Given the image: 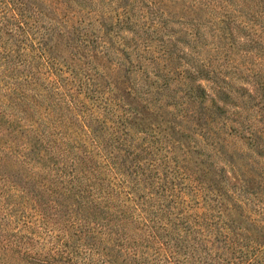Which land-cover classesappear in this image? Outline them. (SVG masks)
<instances>
[{
    "label": "trees",
    "instance_id": "obj_1",
    "mask_svg": "<svg viewBox=\"0 0 264 264\" xmlns=\"http://www.w3.org/2000/svg\"><path fill=\"white\" fill-rule=\"evenodd\" d=\"M107 1L110 4L113 0ZM147 1L152 8L151 16L142 22L131 21L132 14L128 13L130 9L125 4L114 7L116 27L133 31L131 24H135L133 47H128L125 43L117 44L111 36L113 18L109 13L113 7L105 13L103 8L108 4L105 0H0V56L6 64H11L12 71L18 72L16 77L11 76V81H36L39 73L44 75L43 80L56 83L52 85H58L57 81L66 80L67 77L63 76L68 75H72V79L68 80L87 81L74 92L70 90V85L55 86L54 95L57 96L52 97L54 99L47 105L49 108L56 105L62 110L60 118H50L60 126L65 124L64 127H69V119L64 118L66 114L75 119L76 126L80 127L77 137L66 139L62 129L54 139L50 131L42 130L45 135L39 133L36 131L38 126L47 125L45 119H38L37 116L33 118L35 121L30 117L28 119L26 108L18 109L21 103L11 102L12 106L16 105V112L23 114L24 120L29 122L32 133L44 136L42 138L46 143L42 142V145L39 144L42 147H39L25 138L22 142L24 149L16 157L23 158L20 159L22 161L24 158L38 161L47 157L57 164L48 176L36 171L29 176L31 181L26 182L28 185L11 183V186L27 196L29 194L31 200L34 196L37 201L45 195L55 200L63 197L65 201L76 205L77 209L81 208L87 220L107 236L110 233L106 232L107 225L121 216V220H127L135 230H146L155 239H160L157 228L176 227L190 232L193 241L205 246L199 250L207 257L202 263L264 264V202L255 209L250 206L248 197L253 193L250 190L255 179L251 170L253 164H249L245 158L243 165L236 163V155L243 159V154L231 150L225 142L227 139L217 137V132L223 126L216 121L215 110L213 114L207 113L211 108L208 109L205 104L206 93L203 88L198 86L192 102L186 101L190 110L185 109L180 120L172 121L165 117L170 112L163 108L166 101L144 96L140 94L142 88L120 79V76L129 79L128 71L134 67L144 75L142 65L136 66L132 62L127 48L140 60L159 63L173 54L180 58L177 48L182 40H187L191 52L197 46L208 44L205 39L203 42L199 27L188 30L186 21L182 22L181 31L186 35L185 39L178 38L174 32H166V19L158 6L163 0ZM173 1L177 3L185 0ZM193 1L195 4L191 6L195 5L198 11L207 8L210 14H216L219 10L220 19L213 21L215 26H210L220 31L219 38L226 39L225 36L230 35L235 27L243 33L240 37L245 41L240 43L244 46L248 44L256 47L261 42L264 45V0H237V8H242L245 15L251 13L246 19L240 20L228 16L231 0H209L208 3L206 0ZM94 6H100L101 9H95ZM80 7L98 10L100 13L96 16L101 24L111 25L103 36L92 38L79 25L72 23L69 15L80 12ZM7 14L11 16V29L1 27V20L6 19ZM53 15L61 17V20L49 26L47 23L56 19ZM42 20L49 22L44 24ZM153 33L159 37L160 49H155L150 41L149 37ZM65 50L72 55L71 68L59 60L58 54ZM112 51L120 52L123 57L110 62L113 66L106 72L103 65L94 59L101 60L105 55L109 57ZM149 52H153L152 57H146L145 54ZM199 61L202 67L206 66V73L211 74L209 78L214 79L219 75L218 69L210 64V59L204 57ZM63 64H66V71L62 72ZM163 64L166 65V62ZM191 67L194 71L179 69L174 74L169 70L163 74L165 79L162 81H167L169 73L176 76L182 74L177 80L184 81L187 76L203 72L200 66ZM65 72L68 74L62 75ZM112 73L113 77L110 75ZM155 75L159 77V74ZM96 76L105 79L106 83L94 81ZM107 78L111 80L107 81ZM79 94L87 99L78 98ZM43 97L44 100L49 98ZM197 103V107L199 103L205 107L197 110L194 108ZM42 104H45L44 101ZM212 104L216 106L215 109L219 108L214 101ZM25 105L30 108L33 101L22 100V106ZM36 106L35 102L32 107L34 112H37ZM237 123L236 130L245 148L255 155L264 156V119L258 131L254 128V122ZM179 129H182L181 134H177ZM195 136L203 139L198 141ZM199 142L205 150L197 149L196 143ZM227 153L230 154L224 160L229 170L225 167L215 169L214 156L223 158ZM226 171L233 174L238 184L229 182L231 180L227 175L221 176ZM21 228L16 232L11 231V245H0L3 262L8 260L6 257L11 253L14 264H71L70 261H64L63 255H60L62 260L59 262L54 257L32 255L28 244L22 239L25 234L19 233ZM87 241L86 237L80 238L79 245L91 250L92 246ZM169 256L173 260L170 264H179L174 260L172 251L167 258ZM101 264H110V261L105 259Z\"/></svg>",
    "mask_w": 264,
    "mask_h": 264
},
{
    "label": "rangeland",
    "instance_id": "obj_2",
    "mask_svg": "<svg viewBox=\"0 0 264 264\" xmlns=\"http://www.w3.org/2000/svg\"><path fill=\"white\" fill-rule=\"evenodd\" d=\"M105 1L108 3L107 0ZM170 1L163 0L158 5L159 9L163 11V18L166 19L164 22L165 31L174 32L178 38L185 39L186 35L184 36L181 31L183 30L182 22L186 21L185 24L188 26V30H192V27H199L203 42L205 39L208 44L200 45L201 47L197 46L191 52L187 40H182L177 48L181 57L178 58L173 54L172 57L168 56V59L161 60L159 63L153 62V60L152 62L140 60L136 58L135 53H131L127 48L132 62L136 66L142 65L144 75L136 69L137 67H134V69L128 71L129 79L121 76L120 79L135 87L142 88L140 94L144 96L148 95L155 98V100L166 101L163 102L167 106L164 104L163 108L170 112L165 117L172 119V121L180 120L181 115L185 114V109H188V105L185 104L186 101L192 102L196 89L201 86L206 93L205 104L208 109L211 108L207 113L213 114L215 110L216 121L222 123L223 126L221 132H217V137L227 139L225 142L231 150L243 154V159L236 155V163L243 165L245 158L247 162L249 161V164H253L251 170L255 179L250 185V190L253 193L248 196L249 204L255 209L260 208L262 201L264 202V156L255 155L251 150L248 151L236 129L238 128L237 121L254 122L256 123L254 128L257 131L263 125L261 123L264 119V45L261 42L256 47L248 44L244 46L243 43H240L245 41L240 37L243 33L235 27L231 30V36H225L226 39L219 38L220 31L213 30L210 27L214 25L213 21L220 19L218 16L219 10L216 11V14H210L211 11L207 8L198 11L195 5L191 6L195 4L193 0H185L184 3L182 1H177V3L173 0ZM236 1L231 0L229 2L231 6L227 9L228 16L238 20L246 19V16L248 17L251 13L245 15L242 8L236 7ZM205 2L208 3L209 0ZM123 4L130 9L128 13L132 14L130 19L133 22H142L145 18L149 19L152 8L147 0H113L103 8V11L107 13L113 7V10L109 13L113 18L112 30L110 31L113 40L119 45L125 43L126 46L133 47L132 34L135 33V24H131L133 31L127 30V28H118L114 24V18H116L114 7ZM94 7L98 9L100 6ZM79 11L72 16L69 15V17L72 18L74 25H79L81 30L92 38L103 36L106 28L111 26L101 24L98 16H96L100 13L98 10L90 11L88 7H80ZM53 17L56 19L52 23L42 21L44 24L47 23L49 26H53L61 18L57 15H53ZM10 23L11 16L7 14L6 19L1 20V27L11 29ZM39 24H42V22ZM213 34L217 36L215 37ZM149 38L155 45V49L161 48L156 33L150 35ZM194 43L192 42L193 45H195ZM217 45L220 48H216V50L215 46ZM250 47H252V51H249ZM152 54L153 52H149L145 55L146 57H152ZM58 57L62 63L69 64V68L72 67L70 62L72 55L66 50L59 53ZM121 57L123 55L120 52L112 51L109 52V57L105 55L101 60L94 59V61L96 60L103 65L104 71L108 72L113 66V63L110 65V62L120 60ZM204 57L210 59L212 67L214 65L219 71V75L214 79H211L213 77L209 78L211 74L206 73V66L202 67V63L199 61ZM165 62L166 65L163 64ZM124 63L127 64L125 60ZM162 65L164 67H161ZM191 66H200L203 72L187 76L184 81L177 80L180 79L182 74L176 76L169 73L166 78L167 81H162V79H165L163 75L165 72L172 70V73L175 74L180 71L179 69L194 71ZM61 67L64 69H62V72L66 71V64L61 65ZM99 70L101 69L99 68ZM16 73L18 72L12 71L11 64H6L0 56V245L4 243H10L11 245V231L16 232L19 227H22L19 233L25 234L22 239L28 244L27 246L30 248L32 255L54 257L58 262L62 260L60 255H63L64 261H70L71 264H101L105 259H108L110 264H170L173 263V260L170 256L167 258V255L172 251L176 263L205 264V262L202 263V260L207 257L199 251L204 249L205 246L201 245V242L193 241V236L184 229L176 227L157 228L158 232L156 233L160 239H155L149 236L146 230H135L128 224L127 220H121L123 218L119 216L117 221L107 225L108 230L106 232L110 231V236H107L87 220L86 213L81 208L77 209L76 205L65 201L63 197L55 200L45 195L37 201L34 196V199L31 200L29 194L27 196L26 193H22L11 186V183L18 186L28 185L29 183L26 182L30 180L28 179L29 176L36 171H39L41 175L48 176L55 170L57 164L52 163L53 161H50L47 157L38 159V161L35 158H24L22 161L20 159L23 158H17L16 155L22 153L24 149L22 142L25 138L42 147L39 145H42V142L44 143L42 138L44 136L41 134H45L42 130L50 131L53 139L58 137L61 129L63 134L66 135V139L77 137V131L80 127L76 126L75 119L66 114L64 118L69 119V127H64L65 124L60 126L57 121L53 122L51 119L60 118L62 110L60 111L55 107L56 105L55 108H49L47 105L54 99L52 97L57 96L54 95L55 86L70 85V90L74 92L79 90L80 84L87 82L68 80L72 79V75H68L63 76L67 77L66 80L57 81L58 85H52L56 83L43 80L44 75L42 73L38 74V80L36 81H11V76L16 77L18 75ZM155 73L159 74V77ZM205 73L207 76L204 75ZM64 74L67 75L68 73L65 72L62 75ZM110 75L114 76L113 73ZM95 80L102 84L106 83L105 79H98L97 76L94 78ZM110 80L107 78V81ZM44 95L49 98L44 100ZM79 95L78 98L87 99L82 94ZM24 96L27 98H24ZM211 98H213L215 104L219 105V108L215 109L216 106L212 104ZM24 99L33 101V106L36 102L37 112L32 110L33 106L30 108L26 105L22 106V100ZM14 101L21 103L18 109L21 107L26 108L28 119L29 117L33 119L36 116L38 119L41 117L45 119L48 126L42 124L36 130L41 134L32 133V128L29 122L24 120V115L16 112V105L12 106L11 102ZM43 101L45 104H42ZM195 105L194 108H198L197 110L205 107L202 103H199V107H197L198 103ZM203 111L206 112L205 109ZM240 111L242 115L239 116ZM46 117H49V119H46ZM33 121L35 120L33 119ZM33 121L32 123L35 124ZM36 127L37 125H35ZM181 132L182 129H179L177 134H181ZM228 132L232 134L228 135ZM138 135L142 134L138 133ZM195 139L200 141L203 138L195 136ZM196 145L197 149L205 150L202 143L199 142ZM74 151L78 153L76 148H74ZM229 154L227 153L223 158L214 156L215 166L217 165L215 169L225 167L226 170H229L224 160ZM200 159H203V157L200 156ZM224 175H227V178L231 180L229 182L238 184V180L233 178L232 173L226 171L221 176L224 177ZM199 177L203 178L202 175H199ZM53 205H58V207L56 208ZM196 230L198 231V229ZM79 237H86V241L88 237L87 242L92 246V249L88 250L86 247L79 245ZM6 259L8 260L2 261L3 253L0 252V264H14L11 261V253Z\"/></svg>",
    "mask_w": 264,
    "mask_h": 264
}]
</instances>
